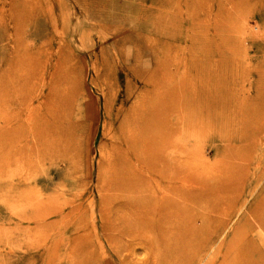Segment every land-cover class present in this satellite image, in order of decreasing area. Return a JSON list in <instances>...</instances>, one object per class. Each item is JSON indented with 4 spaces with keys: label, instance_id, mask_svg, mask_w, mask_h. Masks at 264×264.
Returning <instances> with one entry per match:
<instances>
[{
    "label": "rangeland",
    "instance_id": "374dc122",
    "mask_svg": "<svg viewBox=\"0 0 264 264\" xmlns=\"http://www.w3.org/2000/svg\"><path fill=\"white\" fill-rule=\"evenodd\" d=\"M199 40H221L229 48L225 51H235L226 58L239 62L240 70H209L215 77L222 75L219 101L224 102L215 100L214 125L192 123L189 133H176L178 165H188L197 177L196 197L202 187L217 193L222 184L231 186L235 166L248 172L237 176L234 191L225 193L221 211H211L200 200L192 206L193 216L207 213L222 223L206 251L239 228L264 260V229L247 211L264 189V76L256 74L264 64V0H0V73L18 79L15 92L0 97V117L2 109L23 121L27 114L39 118L57 90L60 102L54 108L69 125L66 146L48 150L45 139L24 126L0 145V264L151 263V253L136 235L142 228L131 225V196L107 182L113 145L122 144L114 133L116 119L124 115L129 124L131 109L145 108L142 99L158 94L159 81L169 86L168 73L176 81L178 54L198 49ZM187 76L190 88L195 87V78ZM211 83L212 93L216 84ZM254 154L260 158L257 163L244 158ZM181 177L175 184L184 188ZM71 207H77L74 215L67 212ZM167 214L156 212L153 224L168 226ZM212 223L207 221L208 227ZM65 224L76 228L68 251L70 228ZM149 231L144 229L147 239L156 229ZM218 262L216 256L210 264Z\"/></svg>",
    "mask_w": 264,
    "mask_h": 264
},
{
    "label": "bare ground",
    "instance_id": "6f19581e",
    "mask_svg": "<svg viewBox=\"0 0 264 264\" xmlns=\"http://www.w3.org/2000/svg\"><path fill=\"white\" fill-rule=\"evenodd\" d=\"M14 33L15 31H13L12 35L15 38ZM198 42V49H191L187 55L178 54L177 60L180 66H178L179 63L176 66L180 68L179 70L177 69V74H180L176 81L172 79L173 75L171 73L167 75L168 80L171 81L169 82V86H166L165 80L159 81L157 83L158 94L150 95L149 93V98L146 100L142 99V104H145V108L141 111L134 107L131 109L132 117L130 115L129 124L124 123V115L116 119L117 125L114 133L122 144L119 142L113 145L114 159L112 160V164L110 162L107 166V169H109V179L107 178V182L109 185H112L114 190L131 196V203L133 204L135 214L134 223H131V225L142 228L139 229L142 230L139 231L142 237L140 234L136 235H138L139 241L143 244L144 248L151 253V256H149L152 261L149 264H210L216 256L219 257L217 264H264L261 255L253 251L254 245L252 243L247 244L243 240L239 228H236L226 240H223L218 245L209 247L206 251L207 242L212 236L217 235L218 227L222 223L219 224L220 219H213L207 213L193 216L192 206L196 205L200 200H204L205 207L210 208L211 211L215 213L221 211L223 203L226 201L225 193L234 191L237 180H240L237 176L241 177L248 172L247 167L235 166V174L232 175L234 182H232L231 186L224 187L225 184L224 186L222 184L217 193H213V190L207 191L206 188L202 187L200 190L201 194H198L196 197L193 193V188L194 184H197L194 181L197 177L195 178L192 175L188 165L186 168H182L183 165H178L180 163H178L179 160L176 157V153L180 147L177 145L178 142L176 143V133L180 130L188 132L191 125L199 126L197 123H201V126H206L207 124L208 126L214 125L215 122L211 120V117L215 112L217 101L222 98L223 78L219 74L227 68L234 66L235 69H239L240 67L239 62H233V64L226 58L229 54L234 55L235 51L232 49L225 51L229 48L224 47L221 44V40H211L208 43L199 40ZM169 63L166 62L165 66ZM170 67H172V64ZM210 69H214V72L219 73L217 74L218 76L211 75ZM256 71V74L263 77L264 64L260 66V69H256ZM189 73L195 78L193 79L194 83L196 82L195 87L193 84L192 88H190L191 77L189 79V76H187ZM17 81L16 75L0 73V97H3V93L9 96L10 92H15L14 84ZM211 81L216 84V88L213 87L212 93L208 87L212 84ZM6 82H9V84ZM23 86L19 88V91ZM215 92L216 97L213 98ZM59 93L60 91L54 90L50 94L45 107L46 114L39 118L29 117L27 114L25 116L26 119L23 121L13 114L7 116V113L1 109L3 116L0 117V145L10 142L14 138L13 135H17L18 126H24L36 138L42 136L47 143L48 150H51L50 147L52 145L61 146L63 143L66 146V130L69 125L64 123L61 113L58 112L57 114L54 108L60 102V98L57 97ZM219 102L223 104L224 100ZM221 103L219 105L222 106ZM2 104L4 103L2 102L1 106ZM61 109L63 112L65 111L64 108H60L59 110ZM234 116L236 115L234 114ZM21 121L23 122L21 123ZM255 149H257V144L252 146L253 153H255ZM127 158H132L133 162H130ZM244 158L248 161L253 160L256 163L260 160L256 154L252 156L244 155ZM192 162L195 163L193 160ZM196 174H199V172ZM202 174L201 172L200 176ZM223 174L220 173L221 177ZM180 175H182L183 184H187L188 187L186 185L184 188H179L175 184ZM197 180L200 181L199 178ZM179 197L180 200H177ZM173 198L176 200L175 202ZM74 199H77V197L74 196ZM68 210L69 215H74L77 207H71V210ZM159 211L168 213L166 216H169V218L164 220L165 225L168 226H162L163 228L169 227L166 230L158 228L157 223L154 225L156 222H154V214ZM247 211L252 221L264 229V189L254 196ZM68 214L63 213L61 217L62 219H66L70 224ZM178 216L179 218L177 219ZM199 218L206 222L198 223L197 220ZM207 221L216 222L214 223L215 226L212 223L208 227ZM244 222L245 220L243 219L242 223ZM50 225L52 226L51 223ZM65 226L68 227L66 224ZM237 227H239V224H237ZM74 228L75 225L68 227L69 234L66 236V251L69 250L68 242L73 238L71 232ZM144 229L150 230V234L151 232H155L154 229H156L155 235H151L153 238L149 236L150 234L148 235L150 239L143 236ZM146 234L148 233L146 232ZM203 250L204 252L201 256Z\"/></svg>",
    "mask_w": 264,
    "mask_h": 264
}]
</instances>
